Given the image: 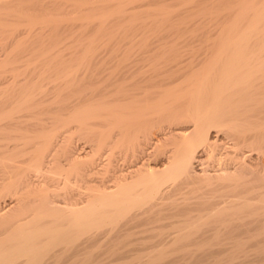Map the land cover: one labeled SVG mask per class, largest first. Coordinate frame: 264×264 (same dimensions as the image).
<instances>
[{"label": "bare ground", "instance_id": "1", "mask_svg": "<svg viewBox=\"0 0 264 264\" xmlns=\"http://www.w3.org/2000/svg\"><path fill=\"white\" fill-rule=\"evenodd\" d=\"M9 1L0 0V6ZM117 1L119 3L116 4H120V0ZM136 1L139 0H126L127 4L121 1L122 4L116 8L109 7L115 10L103 12L108 14H94L86 20L89 23L92 19L91 24L96 23L95 19L98 21L96 24L100 23L102 27L111 13H137L138 10L129 12L133 7L129 11L127 7ZM196 1L202 5L196 10L206 12L197 13L196 44L137 42L136 46L130 44L129 49L124 48L127 50L124 58L117 54L120 57L117 60L87 59L85 49L84 56L78 61L76 59L79 58L67 61L63 60L66 57H58L59 19L50 15V19L45 18L47 15L39 19L23 15L26 10L24 3L17 4L19 6L11 3V7L6 5L5 9L9 11L6 13L12 11L13 15H8L17 22L21 20L27 30L32 31L36 24H42L45 28L52 25L53 32L51 40L37 49L38 56L32 54L39 61V65H35L36 71L30 68L31 74L36 73V76L20 79L22 71L15 65L14 62L19 61L16 60L13 62L15 67L10 66L13 79L9 82L5 79L6 85L1 87L0 96L5 99L0 105V198L8 196L9 200L0 205V264H184L188 259L197 264L201 258L202 261L206 259L203 257L208 252L204 250L205 256L199 253V257H203L197 260L196 250L198 255L203 248L206 249V245L201 248L199 243L202 241L203 244H222L216 253H223L212 255L213 259L207 264H231L229 262H233L238 251H248L249 241L255 243V247L252 246L255 254L264 250V0ZM31 5L34 6L33 2ZM148 8L144 9L146 13L152 11ZM158 8L154 10L157 12ZM222 9L224 12L219 13ZM161 12L160 17L155 15L154 18H165ZM6 13L5 17H9ZM0 15L4 16L2 12ZM1 16L0 32L3 33L0 34L3 36L11 27L3 22L6 19ZM87 21L81 25L86 22L87 27ZM161 22L155 23L159 25ZM17 26L13 27L18 29ZM28 41L23 48L17 40L12 50H8L11 49L9 46L7 50L10 52L6 54L9 53L10 58L14 53L13 58L16 59V51L21 47L22 51L25 50ZM87 45L85 48L89 47ZM24 54L30 57V52ZM5 59L0 60V81L6 78L2 73L12 63L8 57ZM21 61L24 62L23 59ZM27 70L22 73L26 75ZM48 80L54 82L51 87L54 98L51 97L53 103H49L50 107L67 110L68 113L63 111L65 115L53 110L56 125H51L50 132L39 133L42 130H38L40 125H37L38 122L41 124L40 119L36 122V134L31 126H28L31 129L21 126L23 121L17 120L16 113L33 101H42L39 96L42 98L46 89H42L40 83L44 81L46 84ZM44 83L42 85L45 86ZM12 93L17 96L10 98ZM74 127L81 131L82 136L95 140L93 153L80 161L79 153L67 148L73 152V164L68 160L72 165L69 164L65 171L61 170L62 173L69 172L71 177L75 172L76 179L66 177L70 186L69 183L64 184L65 192L61 191L60 198L55 195H52L54 198L48 197L47 191V195L37 196L36 193L39 194L44 187L40 189V181L37 183L36 170L41 171L40 165L53 144L58 142L57 137L63 136L60 130L68 128L65 130L68 131ZM35 139L40 142L36 144ZM46 169L50 171L51 168ZM58 175L62 174L59 172ZM94 175L98 179H92ZM59 179L56 177L57 181ZM61 180L54 182L58 184ZM73 183L76 186L71 185ZM102 238L108 239L103 241L110 245L104 249L109 251L108 261H104L107 256L101 255L104 252L100 254L104 242L100 244L98 241ZM149 238L160 241L157 239V243H152L154 247L151 244L147 250L151 243ZM126 239L131 242L139 240L142 244L140 246L139 241L136 242L139 248L146 243L147 251L140 249V253L135 251L133 254L129 248L134 250L133 247L138 245L128 243L130 247H123L127 249L124 251L129 250L133 255L121 253L126 260L123 258L125 261L122 259L120 262L118 258L120 260L116 263L111 258L121 248L116 246V242L121 241L122 244ZM145 240H149L148 243ZM177 242L186 244L180 247ZM187 242L195 244L191 247ZM159 243L161 247L157 248ZM213 248L206 250L213 251ZM190 252L189 256L185 255ZM257 258L252 260L261 258L264 261V253ZM246 259L249 257L239 259L242 261L238 260V263H254Z\"/></svg>", "mask_w": 264, "mask_h": 264}, {"label": "rangeland", "instance_id": "2", "mask_svg": "<svg viewBox=\"0 0 264 264\" xmlns=\"http://www.w3.org/2000/svg\"><path fill=\"white\" fill-rule=\"evenodd\" d=\"M16 1H18V0H16ZM15 0H14V2L11 0V1H9L6 5H8L9 7H11V3H13L14 4V6H19V5H17V4H20V3H24V4H22L23 5V7H25V12L23 11V15H26V16H32L33 15V17H38V19H39V17L41 16L42 18H44L43 16H45V15H47L45 18L46 19H50L51 17L50 16H52L53 17V19H59L60 21L58 22V24H59V32L57 31V38L59 39V45H58V47H59V49H60V55L58 56L59 58H61V59H63V57H66V58H64L63 60H67L68 61V59H73L74 61H78V60H80L81 59V57L82 56H84V53L86 52V50L85 49H87V53H85L86 54V58L87 57H89V58H91V60H103L104 58V60H114V58L116 59H119L120 57L121 58H124V56H127V55H125V53H126V49H124V48H127L128 47V49L130 48L129 46H131L130 44H132V47L133 46H136V44H138L139 42H141V43H148V44H173V43H177V44H179V45H182V44H190V45H194V44H196L197 43V41H196V37H197V34H198V18H197V13H206V12H200L199 10H196V8H201V4H199V1H196L195 3L193 2L194 0H187V1H184V0H161V3H160V1H158V0H143V1H145V2H142L141 0H139L138 2L136 1L134 4H133V2L132 3H130L127 7H128V11H129V9H131L132 7V10H130L129 12H136L137 10H138V12L137 13H132V15L131 14H129L127 11H126V13H119V14H117V13H111L112 15L111 16H108L109 18H112L113 16V18H112V20H110V22H109V18H108V22H106V26H103L104 24H101L102 25V27H100V23H99V25H97L96 23L98 22V21H96L95 19L93 20V21H95L96 23H91L90 24V22H92V19L89 21V23H88V21L86 20V19H88V17H91V15L93 16L94 14H95V16H98V15H104V14H108V13H103V12H109V11H112V10H115V8L118 6V5H120V4H122L121 3V1L122 2H126V0L124 1V0H120V4H116V3H119L118 1L116 2V0H23L22 2H20V3H17ZM35 1H36V3H35ZM152 1V2H151ZM162 1H163V3H162ZM213 0H209V2H212ZM26 2H27V4H26ZM32 2H33V4H34V6L33 5H31L32 4ZM127 2H128V0H127ZM127 2H126V4H127ZM167 2V3H166ZM181 2V3H180ZM193 4H192V3ZM198 2V3H197ZM123 3V4H124ZM137 3V4H136ZM141 3V4H140ZM146 4V5H144V4ZM148 3V4H147ZM175 3V4H174ZM176 3H177V5H176ZM188 3L189 5H187V6H189V7H187L186 6V4ZM30 4V5H29ZM36 4V5H35ZM103 4V5H102ZM109 4H110V6H109ZM131 4H133V5H136V6H131ZM162 4V5H161ZM166 4V5H165ZM168 4V5H167ZM172 4V5H171ZM181 4V5H180ZM238 5H239V2L237 3ZM237 4H235V5H237ZM6 5L5 6H3V5H1L0 6V13L2 12L3 13V15L4 16H1L3 19H6V20H3V22L4 21H6V22H4V23H6V25L8 26V24H10L9 25V27H11V29H8L9 30V32H7V29H6V32L3 34V36L0 34V60L2 61L3 59H4V57L7 59V57H8V59L10 60V59H12L13 58V54L11 55V57L9 58V53L8 54H6L7 52H10V51H8V50H12V47L15 45V42H17V40H18V42L20 41V44H21V46L24 48V46H25V44L24 43H26L27 41H28V39L30 40V38H33V41H35V42H37V43H39L38 41L40 40V43L39 44H37V43H35V42H32V39L30 40V42H31V44H30V42L29 43H27V47L25 48V50L23 49V51H22V47L19 49V51H20V53H19V51L17 50L16 52H18V54L16 53L15 54V56H17V58H22L23 59V61L24 62H20V60H22V59H15V58H13L14 60L13 61H11L10 60V62H12V63H9V65H8V67L3 71V78L6 76V78H4V80L3 79H1V83H0V93H1V89H3L4 87H5V85H6V80H8V82H9V79H13L12 78V69H11V67L13 68V67H15V66H13L14 64H13V62L14 61H16V60H19V61H17V62H14L15 63V65L17 64V66L19 67V70H21L22 72H23V70L25 71V69L27 70V68L29 69V70H27V72H26V75H24L22 72H21V74L22 75H24V76H22V75H20L19 76V78L20 79H22V78H25V77H27V76H30V79H32L33 78V76H36V73L35 74H31V72H30V70L32 71V69L33 68H35V67H37L39 64V61L36 59V57L38 56L37 55V49H39L42 45H44V44H47L48 43V41L49 40H51V33L53 32V31H51V26L52 25H50V27H48L47 26V28H48V30H47V28H45L46 26L45 25H43V26H45V27H43L42 26V24H36V27H35V29H33L32 31H29V29L27 30V26L26 25H24V23H21V20L20 21H15L16 19L13 17L12 18V16L11 15H8V14H12V11H10L11 13H6V12H9V11H6L7 9H5V8H7L6 7ZM21 5V6H22ZM139 7H138V6ZM141 5V6H140ZM159 7H161V6H165V7H163V9L165 10H163L162 8H158V6ZM198 5H200V6H198ZM238 5H237V7H238ZM13 6V7H14ZM32 8H31V7ZM36 6V7H35ZM98 6H100V7H98ZM106 6H108V8L106 7ZM150 6V7H149ZM169 6H171V7H168ZM172 6H174L173 8H172ZM27 7H28V9H27ZM104 7V8H103ZM109 7H115L114 9H112V8H109ZM150 8V10H152V11H149V13L147 12H145V10L144 9H146V8ZM158 8L157 10L159 11V10H161V11H159V13H158V11L156 12L154 9L155 8ZM179 7V8H178ZM237 7H235V8H237ZM2 8H4V9H2ZM30 8V9H29ZM35 8V9H34ZM106 8V9H105ZM148 8V9H149ZM152 8V9H151ZM172 8V9H171ZM176 8H177V10L179 11V13H177L178 11L176 10ZM183 8H185V9H183ZM233 9H235L234 7H232ZM82 9H84V10H82ZM95 9H97L96 11H95ZM108 9H109V11H108ZM111 9V10H110ZM166 9H169V10H167V11H169L170 12V10H173V11H171L170 13L168 12H166ZM102 11V13H101V11ZM104 10V11H103ZM139 10H140V13H139ZM142 10V11H141ZM147 10V9H146ZM175 10V11H174ZM180 10H182V11H180ZM220 10V9H219ZM92 13H91V12ZM96 13H95V12ZM154 11V12H153ZM163 11L168 15H166L165 13H163ZM31 12V13H30ZM66 12V13H65ZM98 12V13H97ZM142 12V13H141ZM145 12V13H144ZM150 12H152V13H150ZM156 12V13H155ZM160 12H161V14L163 15V16H165V18H166V16L168 17V18H172L171 20L170 19H168L167 18V20H165V18L163 17V19L165 20H163L162 18L161 19H157V17H155L154 18V16L156 15V16H159L160 15ZM173 12V13H172ZM181 12V13H180ZM219 13H223L224 11H223V9L221 10V12L220 11H218ZM4 13H6L9 17H5L6 15L4 14ZM13 13H15V12H13ZM26 13V14H25ZM28 13V14H27ZM140 15H139V14ZM215 13H217V12H215ZM53 14H55L56 15V17H58L59 15V17L58 18H56L55 17V15L53 16ZM125 16H124V15ZM136 14V16H134ZM158 14V15H157ZM13 15V14H12ZM35 15V16H34ZM50 15V16H49ZM122 15V16H121ZM170 15V16H169ZM63 16V18H61ZM64 16L66 17L65 19H64ZM138 16V17H137ZM147 16V17H146ZM36 17V18H37ZM55 17V18H54ZM149 17V18H148ZM151 17H152V19H151ZM160 17V16H159ZM158 17V18H159ZM1 18V19H2ZM73 18H79L78 20H74ZM80 18H82V19H80ZM120 18V19H119ZM125 18V19H124ZM9 19H10V21H9ZM116 20L115 22H114V20ZM123 19V20H122ZM132 19V20H131ZM134 19H136L135 21H133ZM148 19V20H147ZM150 19V20H149ZM155 19H156V21H155ZM64 21L63 22V25H62V27H61V23H62V21ZM117 20H119V21H117ZM121 20V21H120ZM143 22H142V21ZM189 20V21H188ZM67 21H68V24H67ZM72 21H76V22H72ZM83 21H87V27H86V22H85V24H84V26L83 25H81L82 24V22ZM132 21V22H131ZM138 21V22H137ZM159 21L161 22V21H163V22H161L159 25H158V23H159ZM10 22V23H9ZM65 22H66V24H67V26H65L66 24H65ZM113 22V23H112ZM140 22H141V24H140ZM149 22V23H148ZM150 22H151V24H150ZM155 23V22H158L157 23V25L159 26H157L156 25V23L155 24H152V23ZM165 22V23H164ZM183 24H182V23ZM73 23V24H72ZM108 23V24H107ZM146 23V24H145ZM17 24H18V26H17ZM65 24V25H64ZM74 24H75V26H74ZM88 24H90V25H88ZM135 24H137V25H135ZM175 24V25H174ZM5 25V24H4ZM5 25V28L7 27ZM80 25V26H79ZM95 25V26H94ZM134 25V26H133ZM177 25V26H176ZM13 26H17V28L18 29H16L15 27H13ZM21 26H23V27H21ZM65 26V27H64ZM88 26H90V28L88 27ZM93 26V27H92ZM97 26V27H96ZM155 26H157L156 28H154ZM13 27V28H12ZM181 27V28H180ZM62 28V29H61ZM180 28V29H179ZM184 28V29H183ZM25 29V30H24ZM154 29H156V30H154ZM177 29H179V30H177ZM11 30V31H10ZM12 30H13V32H12ZM16 30H18L17 32H16ZM22 31H23V33H22ZM38 31V32H37ZM51 31V32H50ZM63 31V32H62ZM190 31V32H189ZM37 32V33H36ZM95 32V33H94ZM153 32V33H152ZM12 33V34H11ZM31 33V34H30ZM36 33V34H35ZM15 34V35H14ZM38 34H40V36L38 35ZM196 34V35H195ZM32 35H34V37L32 36ZM43 35V36H42ZM54 35V34H53ZM52 35V36H53ZM131 35V36H130ZM9 38H8V37ZM17 36V37H16ZM23 36H27V40H24V39H26V37L24 38ZM32 36V37H31ZM46 36H48V37H46ZM183 36V37H182ZM42 37H44V38H42ZM12 38H13V40L14 41H12ZM16 40H15V39ZM49 38V39H48ZM181 38V39H180ZM6 39H8V41L6 40ZM21 39H23L22 40V42H21ZM43 39H45V40H43ZM47 39V40H46ZM61 39V40H60ZM145 39H146V41H145ZM4 40H6L5 42H6V44H7V47L5 46L6 44H3L4 43ZM41 40H43V41H41ZM26 41V42H25ZM46 41V42H45ZM67 42V43H66ZM136 42V43H135ZM138 42V43H137ZM83 43V44H82ZM123 43V44H122ZM141 43H139V44H141ZM194 43V44H193ZM10 44H13L12 46L10 45ZM23 44V45H22ZM86 44H88L89 45V47H88V45H87V47L88 48H85V45ZM113 44H114V47H112L113 46ZM135 44V45H134ZM81 45V48H79V46ZM82 45L84 46L83 48H82ZM122 45V46H121ZM9 46H10V48L11 49H8L9 48ZM37 46H38V48H37ZM111 46V47H110ZM29 47V48H28ZM65 47V49H63ZM79 48V49H78ZM112 48V50H110ZM8 49V50H7ZM30 49H31V51H30ZM90 49V52L88 51ZM123 49V50H122ZM26 50H28V51H26ZM83 50H84V53H83ZM117 50H118V52H117ZM36 51V52H35ZM124 52L123 53V56H121V53L122 52ZM21 52H23V53H21ZM28 52H30V57H28L29 56V54H24V53H28ZM33 52H35V53H33ZM74 52V53H73ZM109 52H110V54H109ZM90 53V54H89ZM111 53H112V55H111ZM120 53V54H119ZM21 54V55H20ZM22 54H24V55H22ZM32 54H35V56L36 57H34V55H32ZM75 54V55H74ZM115 54H116V57H114L115 56ZM117 54H119V56L117 57ZM127 54V53H126ZM110 55V56H109ZM22 56V57H21ZM28 58V59H26V57ZM32 56L34 57L33 59H32ZM112 56V57H111ZM57 57V58H58ZM99 57L101 58V59H99ZM2 58V59H1ZM56 58V59H57ZM58 58V59H59ZM76 58H79V59H76ZM89 58H87V59H89ZM95 58V59H94ZM98 58V59H97ZM5 59V60H6ZM55 59V60H56ZM76 59V60H75ZM116 59V60H117ZM25 60H27V61H25ZM33 60V61H32ZM73 60H70V61H72V62H74ZM31 61V62H30ZM33 62V63H32ZM37 64V66H35ZM20 65V66H19ZM28 65V66H27ZM33 65V66H32ZM11 66V67H10ZM31 66V67H30ZM26 67V68H25ZM25 68V69H24ZM30 68H32V69H30ZM9 69V70H8ZM23 69V70H22ZM28 71L30 72V73H28ZM35 71H36V68H35ZM12 72V73H11ZM27 74H29V75H27ZM31 74V75H30ZM9 75V76H8ZM1 76V77H2ZM6 79V80H5ZM34 79H36L35 77H34ZM44 83V81L43 82H41L40 83V86H41V88L42 89H46V92H48V93H44V94H42V95H44V96H42V98H41V96H39V95H37V98H39L40 97V99L42 100V101H40V102H37V103H39L38 104V106L36 105L37 103H35L34 101L33 102H31V103H29L30 105H28V107H26V109H24V110H21V111H18L17 113H16V115H17V120H20L21 119V121H23V123L21 122V124H24V125H21V124H19V125H21V126H24V128H26L27 129V127L28 126H31L33 129H34V131H35V133L36 132H38V130H41V131H39V133H44L45 131L46 132H50L51 131V129H49V128H51V125H53V124H55V122H54V117H53V110L54 111H58V112H61V113H63V114H65L66 115V113H68V111L66 110H55L53 107H50V105L53 103H51V101H52V99L54 98L53 96H54V92H53V90L51 91V87L53 86V84H54V82H52V81H47L46 82V84H45V86L44 85H42ZM5 84V85H4ZM9 83H7V85H8ZM1 87H3V88H1ZM51 91V92H50ZM51 93V94H50ZM10 95H12V96H10ZM16 97L17 95H15V93H12V94H9V96H10V98H15L14 96ZM50 95V96H49ZM39 96V97H38ZM51 97H53V98H51ZM2 96H0V105H2V102H4V99L5 98H3ZM29 99H31V98H29ZM35 99H36V96H35ZM50 99V100H49ZM2 100V101H1ZM32 100V99H31ZM44 100V101H43ZM36 101V100H35ZM47 101V102H46ZM28 102H30V101H28ZM49 103H51V104H49ZM33 104V105H32ZM53 106V105H52ZM55 107V106H54ZM0 108H1V106H0ZM63 111H65L66 113H64ZM18 113H19V115H18ZM37 118H38V120H37ZM41 119V124H40V122H38L39 120ZM36 122H38L39 124H37ZM36 124L37 125H40V126H42V127H40V126H38V127H36ZM25 125L27 126V127H25ZM49 125V126H48ZM56 125V124H55ZM54 126V125H53ZM31 127H28V128H30L31 129ZM37 128H38V130H37ZM43 128H45V130L43 129ZM55 128H56V126L55 127H53L52 128V130H55ZM29 129V130H30ZM48 129V130H47ZM66 129H68V128H64L63 129V131L62 130H60V133L62 132L63 133V136L65 135L66 137H63L62 135H60V137H57V140H58V142L56 143V144H53V147H54V150H53V147H51V151H49L50 153H49V155H47V158H45L43 161H44V163L42 162L41 163V165H40V169H41V171L40 170H36L37 172H36V175L38 176H36L35 178L36 179H38L39 178V180H37V183L39 182L42 186H40V189H42L43 187H44V189H42V190H40L39 191V194L38 193H36V195L38 196V195H40L41 194V196L42 195H47V193L45 194V192L47 191V192H49V194H48V197H51L52 195H55V197H58V198H60L59 196H60V194L62 195L63 193L61 192V191H64L65 192V190H64V184H68L69 182H66L67 181V178H69V179H71V180H74L73 178H75L76 179V177H75V170L74 171H72V172H74L72 175L74 176H70V175H68V173L69 172H66V173H62L63 172V170L65 171V170H67L69 167H70V165H72L73 164V162L71 161L72 160V153L74 152L75 153V151L77 152V153H79V157H80V161H83V160H86L87 158H89L88 157V155H90V154H92L93 153V149H95V147H94V144H95V140L94 139H92L90 136L88 137V136H82L81 135V131L79 130V132L77 131V129L75 130V127L74 128H71V129H69L68 131H65ZM33 131V130H32ZM65 131V132H64ZM2 134V133H1ZM36 134H38V133H36ZM71 135V136H70ZM68 136H70V137H68ZM68 137V138H67ZM59 138V139H58ZM39 140H40V138H38ZM38 139H35V141H36V144H38L37 143V141H39ZM66 139H68V140H66ZM87 139V140H86ZM72 140V141H71ZM76 141V142H75ZM93 141V142H92ZM40 142V141H39ZM61 142H66V145L64 146V143L63 144H61ZM70 142H72V143H70ZM60 143V144H59ZM57 144H59V145H57ZM69 144H72V146L71 145H68ZM62 146V147H61ZM64 147V148H63ZM66 147V148H65ZM67 148H70V150H72V151H70V150H68ZM72 148V149H71ZM74 148H76V150L74 149ZM79 148V149H78ZM67 149V150H66ZM85 149V150H84ZM63 152H62V151ZM68 151L69 152H71L70 154H68ZM62 152V153H61ZM60 153V154H59ZM63 153H65V154H63ZM48 154V153H47ZM50 156H53V157H51L50 158ZM58 156V157H57ZM60 156V157H59ZM67 156V157H66ZM55 158H57V160H55L54 161V159ZM72 163V164H70L69 163V161ZM45 161L46 162H48V163H54L53 165H50V164H48V163H45ZM51 161H53V162H51ZM56 162H59V163H57L56 164ZM60 165L61 167H59V166H57V165ZM63 164V165H62ZM70 164V165H69ZM69 165V166H68ZM43 166V167H42ZM63 166V167H62ZM51 168L50 169V171H48V169H46V168ZM53 168V169H52ZM54 168H56V169H54ZM57 168L60 170V171H58L57 170ZM61 168H63V170H61ZM70 169H72V167L70 168ZM69 169V170H70ZM58 171V173L60 172L62 175H58V173H56L57 171ZM68 170V171H69ZM55 171V172H54ZM70 171V172H71ZM46 172V173H45ZM50 172V173H49ZM71 172V173H72ZM53 173H56L55 175L53 174ZM0 174H1V171H0ZM77 174V173H76ZM41 175V176H40ZM64 175V176H63ZM50 176V177H49ZM58 176H59V180L58 181H60L61 179H63V180H61V182L60 183H58V184H55V182H58L57 180H56V177H57V179H58ZM61 176H62V178H61ZM53 177H54V179L55 180H52L53 179ZM66 179H64V178ZM67 177V178H66ZM44 178V179H43ZM41 179H42V182H41ZM49 179V180H48ZM51 179V180H50ZM92 179H98L97 178V175L95 176H93L92 177ZM44 180H46V181H44ZM43 181L44 182H46V183H43ZM55 181V182H54ZM63 181H65V182H63ZM62 182H63V184H62ZM43 183V184H42ZM45 184L47 185V187H45ZM44 185V186H43ZM56 185H58V187H56ZM69 186H70V183L68 184ZM71 185H73V186H76V183H73V184H71ZM63 187V188H61V190H60V188L59 187ZM42 187V188H41ZM50 187V188H49ZM46 188V189H45ZM54 188H56V189H54ZM59 188V189H58ZM54 190V191H53ZM59 190V191H58ZM52 192V193H51ZM49 195H51V196H49ZM59 195V196H58ZM8 196H5V198H0L1 200H0V205H2L3 203H4V201H6V202H8V200H9V198H7ZM53 197V196H52ZM54 198V197H53ZM155 239V240H154ZM152 238V240L149 238V243L150 244H148L147 245V248L146 247H144V245L146 244H144L143 245V247L141 248H139V245L141 246L142 244H141V242L139 241V240H137V241H139L138 242V244L135 242V241H132L131 242V240H129L128 241V239H126L125 241L126 242H124V240L122 241L123 243L122 244H120L121 243V241L120 242H116V246H118V248L119 247H121L120 248V250L118 251L119 253H117L116 255H115V257H111L112 259L114 258L115 259V262L116 263H118L119 262V260H120V262H122V259L124 258L125 259V257L124 256H126L127 254H129V253H131L130 251H132V253H133V251H134V253L133 254H135V251H136V253H138L139 251H140V249L141 250H143V251H145L146 249L148 250L149 248H151L152 246H151V244L152 243H154L155 244V242L157 241V239L156 238ZM101 241H98V243L100 242V244L101 243H105V241H103V240H106V239H104V238H102V239H100ZM159 241H160V239H158ZM168 241H167V243H170L169 242V239H167ZM103 241V242H102ZM106 241H108V239L106 240ZM147 243H148V241L147 240H145ZM158 241V242H159ZM161 241H162V239H161ZM166 242V239H164L163 240V242ZM133 242H135V243H133ZM250 243H248L247 244V247H246V249L248 250L247 252H244V251H246V250H244V251H242V253H241V255H240V253H239V251L237 252V254H236V256H235V258L233 259V262L232 261H230L229 263H233V264H237L238 263V260L239 259H242L243 260V258H244V260H245V258L246 257H249V259H250V261L252 260V259H255V258H257V257H259L262 253H264V250H258V253H256L255 254V252H254V248H252V246L253 247H255V243H251V242H253V241H249ZM103 243V244H104ZM126 243V244H125ZM129 243V245H131V243L134 245V244H136V246L137 247H133V249L134 250H132L131 248L132 247H130L129 245H127ZM157 243V242H156ZM162 243V242H161ZM161 243H159V247H157V248H160L161 247ZM167 243H165V244H167ZM178 244H179V242H177ZM184 242H181V244L182 245H185L186 243H184ZM188 243V245L189 246H191V245H193V244H195L194 242H187ZM202 243V244H201ZM99 244V246H101ZM103 244H102V251L100 252V254L101 253H103V254H101L102 256H109V255H107L108 253H109V251L108 252H106V250H104L105 248H107L108 246H110V245H107L106 243L104 244V246H103ZM108 244H109V242H108ZM119 244H120V246H119ZM154 244H152L153 245V247H154ZM181 244H179V246L181 247ZM200 245H202L201 246V248L202 247H204L205 245H206V249H211V248H213L214 250V252L212 251V250H206V249H204L203 248V251H201V248L199 249V251H201V252H198V255H196L197 254V250H196V252H195V256H198L199 257V255L200 254H203L204 256H205V251H208L206 254V257H203L202 255L200 256V257H203V260H204V258H206L204 261H202V258H201V261H198V263L200 264V262H201V264H207L208 262L207 261H211V259H213V257H212V255L213 256H215L216 254H222V253H216L217 252V248L219 247V245L221 246L222 244H218L217 245V243H211V244H203V241L202 242H200L199 243ZM224 244V243H223ZM98 245V244H97ZM107 245V247H105ZM122 245V246H121ZM151 247H150V246ZM158 245V244H157ZM176 245V244H175ZM209 245H212V246H208ZM132 246V245H131ZM135 246V245H134ZM146 246V245H145ZM178 245H177V247H179ZM227 246H229L228 244H227ZM126 248V247H130L129 248V252L128 251H124V250H127V249H124V248ZM149 247V248H148ZM155 247V248H156ZM176 247V246H175ZM192 247V246H191ZM249 247H251L250 249H252L253 251H251L250 249H248ZM101 248V247H100ZM123 248V251L121 250ZM138 248V249H137ZM146 248V249H145ZM136 249V250H135ZM145 249V250H144ZM139 250V251H138ZM146 250V251H147ZM205 250V251H204ZM121 251V252H120ZM138 251V252H137ZM143 251H141V254L143 253ZM145 251V252H146ZM250 251L252 252L251 254H250ZM263 251V252H262ZM209 252H213L212 254L211 253H209ZM257 252V251H256ZM124 255H122V254ZM140 253V252H139ZM194 253V252H193ZM200 253V254H199ZM208 253H209V255L211 254V256H209L208 255ZM225 253V252H224ZM235 253H236V251L234 252V255H235ZM244 253V254H243ZM248 253V255H246ZM96 254H98L97 252H96ZM120 256H122V257H120ZM133 254H129V255H127V256H130V255H133ZM172 254H176V252L174 253H172ZM171 254V256H172V258H173V255ZM178 254V253H177ZM176 254V255H177ZM181 254H183V253H180L179 255H181ZM191 254V252L190 253H185V255H190ZM175 255V256H176ZM238 255V256H237ZM239 255L241 256L240 258H239ZM242 255H244L243 257H242ZM250 255V256H249ZM259 255V256H258ZM252 256H254V257H252ZM263 256V255H262ZM103 257V258H104ZM105 257L104 258V261H105V259L107 260V259H109L110 257ZM197 257V258H198ZM200 257L197 259V260H200ZM207 257H209V258H207ZM118 258H120L119 260H117ZM171 258V257H170ZM175 258H177V257H175ZM238 258V259H237ZM123 259V261H125ZM236 259V260H235ZM249 259H246V260H248L249 261ZM257 259H259V258H257ZM262 259H264V258H262ZM118 262H117V261ZM196 260V261H197ZM242 260H239V261H242ZM108 261V260H107ZM106 261V262H107ZM234 261H235V263H234ZM252 261H254V260H252ZM251 261V262H252ZM114 262V263H115ZM184 262V261H183ZM186 262V263H185ZM184 262V264H192L193 262H191L189 259L188 260H186ZM206 262V263H205ZM250 262V263H251ZM255 262H256V264H264V261L263 260H261V258H260V260H257V261H254V263L253 264H255ZM259 262V263H258ZM196 263V262H195ZM195 263H193V264H195ZM197 263V264H198ZM241 262H239L238 264H240ZM110 264H112V263H110Z\"/></svg>", "mask_w": 264, "mask_h": 264}]
</instances>
